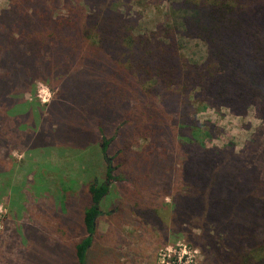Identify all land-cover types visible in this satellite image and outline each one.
I'll list each match as a JSON object with an SVG mask.
<instances>
[{"label": "trees", "instance_id": "trees-1", "mask_svg": "<svg viewBox=\"0 0 264 264\" xmlns=\"http://www.w3.org/2000/svg\"><path fill=\"white\" fill-rule=\"evenodd\" d=\"M50 6L38 0L0 15V99L41 75L63 82L110 123L119 116L122 121L100 144L104 179L88 188L91 204L83 217L85 237L75 246L76 264H88L102 203L118 183L129 188L128 218L147 220L168 206L157 196L171 197L190 238L196 228L202 231L193 243L203 241L216 259L264 264V153L246 160L234 146L208 148L213 127L205 132L189 111L204 94L237 117L255 108L264 123V0H171L174 23L148 35H134L135 26L109 9L69 8L63 15ZM182 38L205 46L201 63L182 55ZM174 90L187 101L181 122H174L184 142L176 157L166 149L175 141L165 123L177 112ZM138 138H152L153 148L134 150ZM182 181L185 192L174 196Z\"/></svg>", "mask_w": 264, "mask_h": 264}, {"label": "rangeland", "instance_id": "rangeland-1", "mask_svg": "<svg viewBox=\"0 0 264 264\" xmlns=\"http://www.w3.org/2000/svg\"><path fill=\"white\" fill-rule=\"evenodd\" d=\"M29 1L0 0V15L14 7L21 12L38 0ZM47 1L49 11L57 7L55 11L63 15L69 8L109 9L135 26L134 35H148L174 23L171 0ZM182 39V55L201 63L205 46L196 39ZM40 77H33L30 87L18 86L0 99V264H76L75 246L85 237L83 217L91 204L88 188L104 179L106 163L100 144L122 127L121 116L110 123L104 113L86 107L78 94L72 96L63 82ZM173 93L178 95L177 112L165 123L171 127L168 132L175 143L166 149L176 157L178 145L184 142L178 140L179 125L174 122H181L187 101L178 90ZM191 106L190 117L206 125L205 132L214 129L206 142L208 148L234 146L246 160L264 153V123L255 108L246 117H237L215 106L204 94ZM151 139L138 138L134 150L141 153L145 147L153 148ZM113 156L111 149L109 157ZM178 158L184 161L182 156ZM128 190L124 183L113 184L109 198L102 203L103 215L88 264H233L207 253L203 241L192 242L202 231L196 228L190 238L176 218L171 197L157 196L168 206L160 207L147 220L128 218L132 212ZM183 192L184 181L173 195Z\"/></svg>", "mask_w": 264, "mask_h": 264}]
</instances>
